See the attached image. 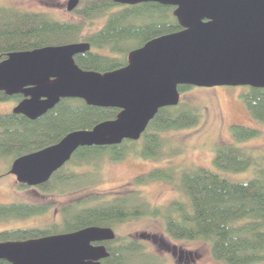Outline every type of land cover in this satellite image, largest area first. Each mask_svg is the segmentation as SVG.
Wrapping results in <instances>:
<instances>
[{
  "label": "trees",
  "instance_id": "1",
  "mask_svg": "<svg viewBox=\"0 0 264 264\" xmlns=\"http://www.w3.org/2000/svg\"><path fill=\"white\" fill-rule=\"evenodd\" d=\"M173 6L157 2L124 5L113 0H79L71 11L78 19L60 20L48 13L15 6L0 5V61L8 53L33 50L48 45L88 42L90 48L74 56L84 70L105 72L126 64L127 53L147 40L181 29ZM102 26L93 32L85 28L95 18ZM190 85H178L181 92ZM241 96L251 117L264 124V88L245 86ZM18 100L0 91V101ZM118 108L88 105L80 98H61L41 116L31 120L12 110L0 113V162L7 167L18 156L57 143L68 132L90 129L100 121L112 119ZM198 109L179 102L159 108L139 139H124L119 144L79 146L70 159L38 185L41 193H66L95 182L97 163L121 161L134 157L159 159L170 157L164 147L170 139L164 133L195 126ZM235 140L247 141L257 135L256 129L231 125ZM95 160V162L93 161ZM213 165L220 171L245 172L252 177L232 180L203 166L176 170L169 164L137 175L132 183L144 185L153 181L175 183L177 199L162 206H149L141 191L116 196L88 195L80 201L63 205L56 222L42 227L3 230L0 242L24 239L50 233L68 232L85 226L113 227L143 216L161 217L166 234L174 240H203L209 244L212 257L225 264H254L264 261V153L234 143L217 146ZM9 169V168H8ZM98 172V171H97ZM88 178L85 181V177ZM21 189V186H18ZM45 203L14 200L0 204V221L25 219L49 209ZM107 257L102 264H161V258L145 251L138 239L117 235L103 242Z\"/></svg>",
  "mask_w": 264,
  "mask_h": 264
},
{
  "label": "water",
  "instance_id": "2",
  "mask_svg": "<svg viewBox=\"0 0 264 264\" xmlns=\"http://www.w3.org/2000/svg\"><path fill=\"white\" fill-rule=\"evenodd\" d=\"M131 5L173 6L181 29L161 34L130 50L126 64L98 72L80 68L74 56L88 42L48 45L10 52L0 61V91L23 98L12 108L33 120L61 98L118 108L116 116L90 129L68 132L57 143L16 157L9 173L38 185L62 167L79 146L137 140L159 108L179 103L178 85L264 88V0H113ZM79 0H68L72 11ZM108 226L90 225L24 241L0 242L3 264H102L101 242L112 240Z\"/></svg>",
  "mask_w": 264,
  "mask_h": 264
},
{
  "label": "rangeland",
  "instance_id": "3",
  "mask_svg": "<svg viewBox=\"0 0 264 264\" xmlns=\"http://www.w3.org/2000/svg\"><path fill=\"white\" fill-rule=\"evenodd\" d=\"M67 1L0 0V5L41 11L56 19L76 21L78 17L66 9ZM103 22V18H95L92 25L87 26L85 31L93 32L100 28ZM245 90V86H192L181 92L179 102L196 107L200 118L195 126L164 133V137L170 139L164 147L165 152L171 151L170 157L163 156L153 159L131 155L121 161L97 163L98 172L89 176V179L97 178L95 182L69 190L66 193H57V195L53 193L52 196H46L32 188L18 189L15 179H13L14 176L5 173L0 177V203L14 200L28 201L51 205V209L41 216L0 221V228L45 226L51 223L54 218L53 210L57 214L55 220L57 221L60 207L75 203L93 194L116 196L140 190L141 197L148 202L149 206H164L179 196L176 186L178 176L175 177L176 184L153 181L144 185H136L132 183V180L135 176L147 173L155 167H165L169 164L175 166L176 170L203 166L232 180H244L252 177L251 168L240 173H225L216 168L212 162L217 146L222 143H234L264 153V124L253 119L248 112L241 96ZM16 103L17 100L13 98L0 101V113L11 111ZM231 125L256 129L258 133L255 137L240 144L232 135ZM93 161L95 162V160ZM7 164V160L0 162V174L8 171ZM87 178L88 176L85 177V181ZM112 229L117 235L142 241L146 246V253L160 257L161 264H225L212 257L209 244L206 241L174 240L169 237L165 232L161 217L143 216L114 225ZM254 264H264V261Z\"/></svg>",
  "mask_w": 264,
  "mask_h": 264
},
{
  "label": "flooded vegetation",
  "instance_id": "4",
  "mask_svg": "<svg viewBox=\"0 0 264 264\" xmlns=\"http://www.w3.org/2000/svg\"><path fill=\"white\" fill-rule=\"evenodd\" d=\"M18 95V94H17ZM19 95H21V94H19ZM23 98V95H21V98L20 99H18L17 100V103L21 100ZM16 103V104H17ZM11 174L12 175V177H13V179H15V181H16V187L18 188V186L20 185L21 186V189H27V188H32V189H35V190H39L38 189V185H41V184H43V183H41V184H38V185H34V186H31V185H27L26 183H23V182H19V181H17V179H16V177H15V175L14 174H12V173H9V171H6V172H4V173H2V174H0V177L1 176H3L4 174ZM49 180V179H48ZM47 180V181H48ZM46 182V181H45ZM44 182V183H45ZM40 191V190H39ZM39 194H41V195H49V196H52V194H46V193H41V192H39ZM13 201H10V202H3V203H0V204H9V203H12ZM49 209H51V205H50V207H49ZM49 209H46V210H44L42 213H39V214H37V215H35V216H41V215H45L47 212H48V210ZM52 212H54V215H53V219H52V221L53 222H56L55 220H56V217H57V214H56V212H55V210H53ZM28 218H31V217H28ZM52 221H51V223H52ZM24 229V228H32V227H13V228H0V232L1 231H3V230H14V229ZM50 234H56V233H50ZM50 234H44V235H39V236H31V237H27V238H24V239H8V240H5V241H1V242H8V241H24V240H27V239H35V238H40V237H43V236H46V235H50ZM104 242V241H103ZM103 242H101L102 244H104ZM105 246V245H104ZM102 260V259H101ZM100 260V261H101ZM7 262V260L6 259H0V264H3V263H6ZM102 263V262H101Z\"/></svg>",
  "mask_w": 264,
  "mask_h": 264
}]
</instances>
